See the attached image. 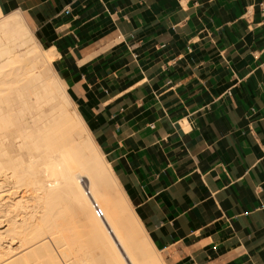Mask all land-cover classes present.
I'll use <instances>...</instances> for the list:
<instances>
[{"label": "crops", "instance_id": "0c3cea01", "mask_svg": "<svg viewBox=\"0 0 264 264\" xmlns=\"http://www.w3.org/2000/svg\"><path fill=\"white\" fill-rule=\"evenodd\" d=\"M259 1L0 0L52 52L161 264H264Z\"/></svg>", "mask_w": 264, "mask_h": 264}, {"label": "bare ground", "instance_id": "6f19581e", "mask_svg": "<svg viewBox=\"0 0 264 264\" xmlns=\"http://www.w3.org/2000/svg\"><path fill=\"white\" fill-rule=\"evenodd\" d=\"M52 56L40 48L19 13L0 18V193L9 196L0 202V227H6L0 239L14 232L24 249L33 250L52 237L62 243L72 220L79 218L101 238L108 264H161L147 236L143 233L141 241L130 226L141 227L130 205L108 191L110 183L119 185L64 81L40 69ZM7 63L19 65L6 74ZM95 203L103 217L96 214ZM1 243L0 264L18 261L15 246L8 243L3 251Z\"/></svg>", "mask_w": 264, "mask_h": 264}, {"label": "rangeland", "instance_id": "374dc122", "mask_svg": "<svg viewBox=\"0 0 264 264\" xmlns=\"http://www.w3.org/2000/svg\"><path fill=\"white\" fill-rule=\"evenodd\" d=\"M14 13H19V12H14ZM14 13H11V14H14ZM11 14H2L1 17L7 16V15H11ZM19 14L22 16V18H24V16L21 13H19ZM24 21H26L25 23L30 28L31 32L34 34V32L32 30V27L29 25L27 20L25 19ZM39 46L43 50H48V48L46 46H43V45H40V44H39ZM20 48L21 47H19V49ZM25 51H26V49L22 48V49H20L19 53L22 54V53H25ZM53 58H54V56H52V59H51L50 63H48L47 65H41L40 69H42L44 71H47V73H49V74L50 73L57 74L55 61L53 60ZM17 64L19 65V63H11V64L7 63V65H4V70H6V72H7L6 74H8L11 71L12 68L16 69L14 67H17ZM47 66H48V68H47ZM11 73H12V71L10 72V74ZM66 89H67V92H68L69 96L70 97L72 96L71 97V99L73 98L72 101L74 100L73 101V105L75 106L76 110H77V107L79 108V110H81L80 105L76 102V99L72 95L70 89L67 88V85H66ZM89 127H90V124H89ZM104 158H105V156H104ZM107 163H108V161H107ZM114 178L116 179L115 176H114ZM82 180H83V183H84V185H85V187L87 189L88 188V186H87L88 179L83 177ZM116 181H117V179H116ZM117 183H118V181H117ZM118 185H119V183H118ZM7 189H9V188L7 187ZM108 191L110 192V194H112V196L114 195V196L119 197L122 200H124V203L127 205V203H128L127 198L124 195V193L122 192V190L120 189V185L119 186H115L114 183H110L109 187H108ZM20 193L22 194V192H19L18 194L15 195V197L17 199L20 198L19 197ZM119 195H121V196H119ZM4 197L7 198V200ZM0 200H2V201H0L2 203L7 202V201H9V196L2 195L0 193ZM128 208H130V206ZM130 210L132 211L131 208H130ZM58 219L59 220H63L62 217H59ZM81 222L82 221L79 218H75V219L72 220V222H71L72 226L71 227H73V228L69 229V232L66 234V240L63 241L62 243L59 240H56V239L54 240V238L52 237L51 238L52 243H51V240L49 239L48 240V244L46 246H43L41 248L34 249V250H33V247H31L29 249H24L25 246L23 247V246L20 245L21 242H20L19 238L17 236H15L16 234L14 232H10L12 235L10 233H7V234H5V237L3 235L2 239H0L1 240L0 242H2L1 245H3L2 249L4 251L5 250L4 246H6L8 243H11L13 247L15 246L14 248H16V249H14V250L17 252V255H15L16 256L15 258L18 259V261L15 260V262L13 264H17V263L18 264H22L25 260H27V261H25L23 264H31V263L32 264H108L106 258H108L110 255L108 254V252L106 250H104V248H102V244H101L102 240H101V238L91 234L89 232V230L87 228H85L84 225H82L83 222L82 223ZM130 226L133 227V229L136 228L135 229L136 232H140V233H138V235L140 234V236H142L140 238L141 241H142L143 233H144V232H142L143 230H141L142 228L141 227H140V229H139V227L137 228V224H135V225L131 224ZM2 228L5 229L6 227L4 228V226H1L0 230H3ZM137 229L140 230V231H138ZM10 239H12V240H10ZM143 240H145V239H143ZM144 242H146V241H143V243ZM50 243H51V245H50ZM22 248H23V250H22ZM29 250H30V252H29ZM36 251H37V253H36ZM45 251H47V252H45ZM12 253H14V252H12ZM32 257H34V258H32ZM22 259H25V260H22ZM21 260H22V262H21ZM31 260H33V261H31Z\"/></svg>", "mask_w": 264, "mask_h": 264}, {"label": "built area", "instance_id": "2783aa9c", "mask_svg": "<svg viewBox=\"0 0 264 264\" xmlns=\"http://www.w3.org/2000/svg\"><path fill=\"white\" fill-rule=\"evenodd\" d=\"M258 5H259L260 16H261L260 23L264 25V0H260ZM94 207H95V212L98 215V217H103L104 216L103 209L97 203H95Z\"/></svg>", "mask_w": 264, "mask_h": 264}]
</instances>
